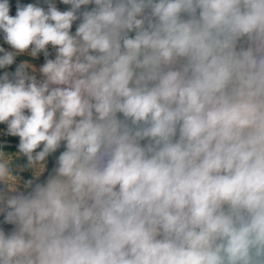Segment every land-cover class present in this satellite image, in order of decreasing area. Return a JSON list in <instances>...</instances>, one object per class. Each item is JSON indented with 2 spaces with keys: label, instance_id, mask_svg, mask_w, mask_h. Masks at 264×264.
Wrapping results in <instances>:
<instances>
[{
  "label": "clouds",
  "instance_id": "1",
  "mask_svg": "<svg viewBox=\"0 0 264 264\" xmlns=\"http://www.w3.org/2000/svg\"><path fill=\"white\" fill-rule=\"evenodd\" d=\"M61 2L0 0L15 53L57 51L42 83L0 76V123L30 163L66 142L54 175L0 198V264H257L264 0Z\"/></svg>",
  "mask_w": 264,
  "mask_h": 264
},
{
  "label": "built area",
  "instance_id": "2",
  "mask_svg": "<svg viewBox=\"0 0 264 264\" xmlns=\"http://www.w3.org/2000/svg\"><path fill=\"white\" fill-rule=\"evenodd\" d=\"M52 3L55 4L56 8L60 11H66L70 10V7L64 3L61 2V0H52ZM95 6L94 4H90ZM89 6V5H88ZM87 6V8H88ZM12 7V6H10ZM41 7L47 11L48 9V4L43 2ZM16 14H13L12 16L14 17ZM80 19L74 21V22H79ZM78 23V24H79ZM78 24L76 26H78ZM72 27V26H71ZM75 32H71L70 34L75 35ZM130 36L134 37V33H130ZM0 47H3L6 52H14L15 50L5 42V40H0ZM240 47V42L237 43V50H239ZM47 52L48 55L45 56V53L43 51L37 53V62L39 63V69L46 63L48 59L55 60L57 51L56 48L53 47L52 45L47 46ZM22 53H15L14 61H17L18 56ZM89 54L93 55H99V53H95L90 51ZM3 53H1V56ZM184 58H178L177 60V66L179 63L183 62ZM19 62V61H17ZM21 65H23V62H20ZM41 74V83L45 80V77L43 74ZM50 87H57L56 85H51ZM64 87V86H60ZM121 113H117V116L121 119ZM19 143H20V138L18 136H12L8 134L7 127L1 128L0 129V164L4 165V172L3 174H0V198H7L10 195L16 194L20 191H27L30 188L29 182L35 183L37 180H43L45 177H48L50 175H54L53 173V168L57 164V160L59 155L66 150V142L62 141L61 146L53 153H50L49 156H46L47 158L50 157L49 159V165L44 167L43 170L39 173V175L35 176L33 179H26L21 175L19 172H13L10 169V161L7 160L6 157V151L8 150H19ZM142 145L147 143V141H141L140 142ZM43 150V144H41L35 151L39 152ZM45 157V158H46ZM51 161V162H50ZM32 164V163H31ZM15 228V225L5 223L4 221V215H0V229H3L5 231V234H9L12 232Z\"/></svg>",
  "mask_w": 264,
  "mask_h": 264
},
{
  "label": "rangeland",
  "instance_id": "3",
  "mask_svg": "<svg viewBox=\"0 0 264 264\" xmlns=\"http://www.w3.org/2000/svg\"><path fill=\"white\" fill-rule=\"evenodd\" d=\"M44 1L45 0H21L22 4L20 5L35 4L41 7ZM16 11H17V6L13 5L12 7H10L9 15L12 16L13 14H16ZM78 23L79 22H73L72 27L70 29V33L75 32L77 30L78 26L76 25ZM3 39H4V34L0 32V40H3ZM36 153L37 151H34L33 156H35ZM6 157H7V160L10 161V164H9L10 169L13 172H19L21 173L23 177H25L26 179H30V180L35 178V176L39 175V173L43 170V168L49 165V159H50V157L48 158L46 157L43 161H37L31 164L28 161L27 157L22 152H20V150H16V151L8 150L6 151Z\"/></svg>",
  "mask_w": 264,
  "mask_h": 264
},
{
  "label": "crops",
  "instance_id": "4",
  "mask_svg": "<svg viewBox=\"0 0 264 264\" xmlns=\"http://www.w3.org/2000/svg\"><path fill=\"white\" fill-rule=\"evenodd\" d=\"M1 56V53H0ZM19 61V62H17ZM17 61H14L12 65L7 66L6 68L0 69V76H3L5 72H8L10 74V79H11V74L15 72L17 67L21 66L20 62H23L25 70L29 76H35L37 83H41V74H40V69H39V63L37 62V57H33L31 55V47L29 50L26 52L20 54L18 56ZM25 114L27 113V110H25ZM7 127L6 123H0V128Z\"/></svg>",
  "mask_w": 264,
  "mask_h": 264
},
{
  "label": "trees",
  "instance_id": "5",
  "mask_svg": "<svg viewBox=\"0 0 264 264\" xmlns=\"http://www.w3.org/2000/svg\"><path fill=\"white\" fill-rule=\"evenodd\" d=\"M22 4V2H21V0H9V7L10 6H13V5H15V6H17V4ZM24 4V3H23ZM70 8H71V5H68ZM84 7H87V6H82V10H83V8ZM93 7H95V6H93V5H89L88 6V9L90 10L91 8H93ZM183 15V14H182ZM121 119H123V115H121Z\"/></svg>",
  "mask_w": 264,
  "mask_h": 264
},
{
  "label": "water",
  "instance_id": "6",
  "mask_svg": "<svg viewBox=\"0 0 264 264\" xmlns=\"http://www.w3.org/2000/svg\"><path fill=\"white\" fill-rule=\"evenodd\" d=\"M253 258L257 261V264H264V257H260L254 250Z\"/></svg>",
  "mask_w": 264,
  "mask_h": 264
}]
</instances>
